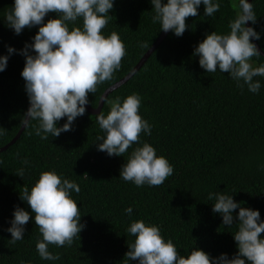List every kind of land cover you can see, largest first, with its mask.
<instances>
[{
    "label": "trees",
    "instance_id": "16d2710c",
    "mask_svg": "<svg viewBox=\"0 0 264 264\" xmlns=\"http://www.w3.org/2000/svg\"><path fill=\"white\" fill-rule=\"evenodd\" d=\"M251 3L257 21L250 23L260 32L257 42L264 51V0ZM12 4L13 0H0V55L6 54V45L19 50L25 42L31 43L38 31V26H33L17 35L5 26L3 16ZM237 4L238 0H220L213 17L204 16L201 5L197 17L186 18L189 27L182 36L169 31L145 63L104 100L101 112L106 115L109 101L116 96L121 100L133 93L141 97L139 112L152 129L150 136L141 134L140 144H151L174 169L162 185L137 187L120 178L121 165L139 145L134 144L124 157L99 151L96 138L103 133L98 114L88 111L75 120L72 131L59 137L49 135L42 140L32 127H24L15 142L0 151V264H124L128 244L135 239L127 228L135 220L158 225L161 235L173 241L180 255L187 256L194 247L211 256L226 253L231 258L235 254L232 233L236 225H222V217L212 211L214 201L207 197L216 191L231 194L243 207L258 209L264 219V77H256L262 87L258 94L251 93L246 86L237 87L228 73L219 69L207 73L192 52L207 33L230 31ZM151 8L150 0H114L112 17L102 31L105 36L112 32L119 35L126 56L114 78L88 94L91 107H97L105 90L124 78L162 34L160 24L152 22ZM55 15L49 13L45 21ZM82 23H69V28L82 27ZM142 43L149 48L141 47ZM251 63L264 64V56L253 57ZM23 67L24 57L17 52L0 72V127L5 129L0 148L17 135L29 107ZM22 167L23 179L16 174ZM49 170L79 185V193L73 192L72 198L85 225L70 247L49 245L50 252L60 254L55 262L40 258L36 243L42 235L34 220L25 225V238L15 244L4 230L15 206L31 212L20 193L25 186L31 189L40 174ZM129 206L131 216L125 213Z\"/></svg>",
    "mask_w": 264,
    "mask_h": 264
},
{
    "label": "clouds",
    "instance_id": "9594fccd",
    "mask_svg": "<svg viewBox=\"0 0 264 264\" xmlns=\"http://www.w3.org/2000/svg\"><path fill=\"white\" fill-rule=\"evenodd\" d=\"M154 15L153 23L160 30L171 31L177 37L189 27L187 17H197L203 5L204 16L213 17L220 9V0H150ZM114 0H13L3 19L6 27L19 35L24 29L38 26V31L17 50L6 45V54L0 55V72L7 67L13 53L24 57L21 76L28 97L29 107L23 115V127H32L42 140L59 137L73 130L78 117L86 112L89 93H95L97 85L114 78L126 56V48L119 35L112 32L105 36L103 29L111 19L110 10ZM236 17L230 21V31L220 34L207 33L194 47L192 55L198 57L199 66L207 73H228L237 87L245 86L251 93L258 94L262 84L256 77H264V64L253 66V57H260L253 39L261 38L260 32L247 26L255 24L257 15L249 0H238ZM49 13H55L45 21ZM82 20V27L69 28V23ZM259 45V44H258ZM141 47L148 49L149 44ZM110 111H101L96 116L103 135L96 138L97 149L108 156H123L134 144L127 160L121 165L119 177L137 187L145 184L160 186L173 174V166L164 156H158L149 143L140 144L141 134L151 135L152 126L139 112L141 97L119 96L109 101ZM65 119L58 126L61 119ZM32 121H36L35 125ZM5 129L0 127V135ZM32 134L31 132L29 133ZM27 166L29 161L23 160ZM22 179L25 168L17 170ZM79 185L55 170L44 171L29 189L23 188L20 199L26 202L31 212L15 206L9 226L4 230L11 234V243L23 240L25 225L34 220L42 235L36 243L41 259L58 261L59 253L49 251V245L71 246L85 227L81 223V212L72 193H79ZM207 199L212 203L213 213L222 217V225L237 230L232 233L237 251L229 258L220 253L211 256L194 247L187 256L180 255L171 239L165 240L158 225L135 220L127 228L135 237L128 244L124 264H264V219L258 209L243 207L231 194L221 191L209 192ZM234 215V210H237ZM131 206L125 213L131 216Z\"/></svg>",
    "mask_w": 264,
    "mask_h": 264
},
{
    "label": "water",
    "instance_id": "95a60500",
    "mask_svg": "<svg viewBox=\"0 0 264 264\" xmlns=\"http://www.w3.org/2000/svg\"><path fill=\"white\" fill-rule=\"evenodd\" d=\"M252 0H249V2H251ZM247 26H251L250 21L246 22ZM252 27V26H251ZM168 34L165 33L164 31L162 32V34L159 36V38L152 44V46L145 52V54L141 57V59L139 60V62L136 64V66L126 75L124 76V78L120 79L119 81H117L115 84H113L112 86H110L108 89L105 90V92L102 94L97 107H91L89 104L86 105V111H88L91 114H98L101 110L102 107L104 105V100L106 99V97L108 96V94L110 92H112L114 89H116L117 87H119L120 85H122L124 82H126L147 60V58L151 55V53L158 47V45L162 42V40L166 37V35ZM253 43L256 44L258 50L260 51L261 55L264 56V51L260 48V46L258 45L257 40L253 39ZM24 130L23 125L21 126L20 130L18 131L17 135L12 139V141L7 144L5 147L0 148V151L4 150L5 148H7V146L13 144L15 142V140L20 136V134L22 133V131Z\"/></svg>",
    "mask_w": 264,
    "mask_h": 264
}]
</instances>
